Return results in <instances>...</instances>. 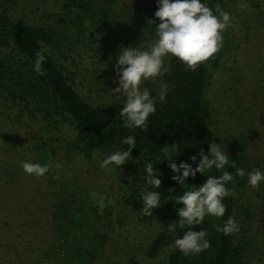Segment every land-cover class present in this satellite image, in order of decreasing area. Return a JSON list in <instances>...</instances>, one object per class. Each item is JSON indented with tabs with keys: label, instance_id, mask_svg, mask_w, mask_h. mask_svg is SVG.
<instances>
[{
	"label": "trees",
	"instance_id": "trees-1",
	"mask_svg": "<svg viewBox=\"0 0 264 264\" xmlns=\"http://www.w3.org/2000/svg\"><path fill=\"white\" fill-rule=\"evenodd\" d=\"M14 1L4 0L0 5L1 114L9 121H21L25 117L35 121L40 134L33 137L38 140L34 144L37 163L52 161V167L45 176L39 177L43 185H38L36 180L39 179L33 175L24 184L29 181L37 184L38 196L28 201L20 197L19 190L24 186L19 181L20 172L11 166L2 170L6 183L0 181V216L4 212L6 217L0 224L3 233L0 249L9 242L10 248L4 251L8 254L7 259L12 255L11 264H96L112 225L111 210L107 207L99 210L83 185L54 168L58 162L56 148H63L64 156L68 158L77 155L89 159L94 152L128 150L122 143L128 135L135 137L136 147L131 152L134 169L126 182L123 203L140 221L152 222L159 227L145 247L146 258L161 257L158 264H246L247 242L237 239L236 234L225 236L216 231V226L223 227L232 216L239 225L238 233L252 232L257 218L253 217L251 204H239L235 196L225 197L223 203L227 210L223 217L206 215L199 225L181 227L177 209L183 205L175 202L193 186H201L208 176L219 177L223 171L234 176L227 184L229 189L236 191L250 186L247 173L253 168L258 169L259 163L247 154L245 141L234 142L229 155L230 162L234 161L236 167L245 170L243 177L236 175L235 168L226 165L222 170L215 167L205 170L203 175L198 172L181 185L171 179L180 173H173L167 160L172 157L177 165L186 162L195 168L201 150L205 155L210 151L209 145L214 138L205 88L210 68L219 66L221 50L195 71L175 57H169L166 65L170 64L171 68L161 77L160 86H167L166 102L159 101V90L152 93L156 99V112L149 117L147 131L126 128L120 116L124 102L91 103L82 98L76 90L75 73L55 52L59 50L63 34L72 29L78 33L92 29L89 33L95 38L99 28L110 27L111 6L108 3L98 5L95 0H53L52 6H46L43 11L35 10L39 17L48 13L50 21L32 24L24 14L11 11L10 4ZM107 1L113 2L104 0ZM201 2L213 11L219 4L225 11L223 0ZM157 10V0H150L149 4L131 13L128 21L157 37L156 26L160 22L154 15ZM91 34L83 36L85 41H91ZM44 49L47 51L43 53L46 61L42 70L46 75L41 76L34 70V63L36 52ZM63 129L71 138L61 135ZM193 155L197 157L196 162L190 159ZM148 162L160 173L158 189L147 182L145 165ZM148 191L160 193L161 207L153 209L151 216L142 212L141 197ZM16 218H22L18 220L21 222ZM169 224L175 225L174 232L169 231ZM189 230H207L206 238L211 246L199 254L185 256L174 241ZM0 261L4 260L0 258Z\"/></svg>",
	"mask_w": 264,
	"mask_h": 264
},
{
	"label": "rangeland",
	"instance_id": "rangeland-1",
	"mask_svg": "<svg viewBox=\"0 0 264 264\" xmlns=\"http://www.w3.org/2000/svg\"><path fill=\"white\" fill-rule=\"evenodd\" d=\"M112 1L95 0L98 5L108 3L110 11L113 9L110 27L99 28L95 38L89 33L92 29H84L79 33L72 29L63 34L59 40V50H55L58 57L75 73L76 90L91 103L114 100L125 103L122 95L112 92L118 87V83H114L119 80L117 57L123 47L147 50L157 39L147 29L128 21L131 13L149 4L150 0ZM14 2L10 4L11 11L17 15L24 14L32 24L51 19L48 13L39 17V12L35 10L43 11L46 6H52L53 0ZM2 3L4 0H0V5ZM223 3L225 11L232 17V24L223 34L219 66L210 68L205 88V97L211 107L210 126L214 142L220 143L222 148L226 146L228 155L232 152L234 142L244 140L247 154L258 161V169L264 172V0H223ZM90 34L91 41H85L83 36ZM168 58H165V64ZM160 86L161 77H157L144 81L141 88H148L152 96ZM1 110L0 105V181L3 180L5 185V173L2 170L11 166L14 171L20 172L19 181L24 185L33 176L24 173L21 161L37 163L34 144L38 140L33 137L40 136L38 125L26 117L21 121H9L5 115L2 116ZM61 135L71 138L64 129ZM59 147L56 148L57 163L62 167L54 168L83 185L99 210L104 207L111 210L112 225L96 264H158L161 257L148 259L144 255L147 243L159 229L158 225L140 221L123 203L126 182L134 169L133 160L129 158L120 168L111 165L112 170L109 171L101 168L100 164L114 150H109V153L94 152L91 158L84 159L77 155L68 158L64 156L63 148ZM36 181L38 185H43V180ZM19 192L20 197L28 201L38 196L37 184L29 181ZM234 192L239 204L253 206V217L257 218L252 232L235 233L237 239L247 242L245 262L264 264V182L260 183L258 190L248 186ZM5 217L3 212L0 224ZM15 220L21 222L18 220L22 218ZM7 243L0 249V258L4 260L2 262L11 264L12 255L7 259L8 254L4 251L10 248Z\"/></svg>",
	"mask_w": 264,
	"mask_h": 264
},
{
	"label": "clouds",
	"instance_id": "clouds-1",
	"mask_svg": "<svg viewBox=\"0 0 264 264\" xmlns=\"http://www.w3.org/2000/svg\"><path fill=\"white\" fill-rule=\"evenodd\" d=\"M157 3L158 10L154 14L160 21L156 26L157 39L147 50L123 47L117 57L116 69L119 80L114 83H118V87L112 89V92L119 93L125 98L120 116L126 128L147 131L149 117L156 112V99L151 96L148 88H141V85L146 80L162 77L170 71V64H165L166 57H175L188 69L195 71L202 63L214 58L223 48V33L232 24L230 13L224 11L219 4L215 5L213 11L201 0H157ZM44 51L47 49L37 51L35 54L34 70L41 76L46 75L42 70V64L46 61ZM167 91L166 85L159 89L161 103L166 102ZM122 143L128 146V150L115 151L108 155L101 162V168L111 171V165L120 168L130 160L132 149L136 147L135 137L128 135ZM209 149L207 155L201 150L200 160L195 168L186 162L177 165L173 158L169 157L167 159L169 168L173 173H180L173 175L171 179L184 185L187 178H194L198 172L203 175L205 170L213 167L222 170L226 165L235 168L236 175L245 176L243 168L236 167L234 161L230 162L226 146L222 148L220 143L213 142ZM190 159L196 162L197 157L193 155ZM55 166L62 167L58 163ZM21 167L25 174L39 178L50 171L52 161L44 164L21 161ZM145 171L148 176L147 182L158 189L161 186V180L157 178L160 173L154 170L151 162L146 163ZM247 178L249 185L258 190L260 183L264 182V172L253 168L247 173ZM233 179L231 173L223 171L219 177L208 176L201 186H193L191 190L178 196L175 202L183 205L177 209L178 224L181 227L199 225L206 215L223 217L227 210L223 203L224 198L236 195L234 190L227 187ZM141 198L144 203L142 209L144 215L151 216L153 209L161 207L158 191L145 192ZM168 227L170 232L175 231V225L169 224ZM216 231L222 232L225 236L235 234L239 232V225L234 217L229 216L223 227L216 226ZM207 236V230H189L182 237L175 239L174 243L185 256L199 254L211 246Z\"/></svg>",
	"mask_w": 264,
	"mask_h": 264
}]
</instances>
